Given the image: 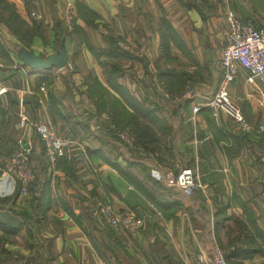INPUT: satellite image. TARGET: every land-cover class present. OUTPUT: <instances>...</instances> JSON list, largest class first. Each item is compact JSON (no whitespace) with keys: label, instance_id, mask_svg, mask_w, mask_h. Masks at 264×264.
I'll return each mask as SVG.
<instances>
[{"label":"crops","instance_id":"crops-1","mask_svg":"<svg viewBox=\"0 0 264 264\" xmlns=\"http://www.w3.org/2000/svg\"><path fill=\"white\" fill-rule=\"evenodd\" d=\"M192 1L195 6L187 0H73L76 28L85 33L88 46L107 47L112 37L135 58L97 59L79 41L62 39L69 62L77 69L83 63L86 70L71 74L73 103L65 101V85L55 75L66 67L52 73L22 65L15 49L18 40L0 4V85L6 90L0 95V264H204L196 254L212 243L232 254L234 264H264V130L246 133L222 110H191L219 86L226 11L264 27V0ZM3 3L29 27V8L43 13V21L36 23L43 40L54 42L63 0ZM84 11L97 15V29L85 23ZM61 41L46 54L58 53ZM33 42L27 49L44 56L42 42L37 37ZM112 62L127 70L116 82L137 101L145 98L160 106L163 92L171 94L170 101L189 100L178 117L168 115L165 122L171 128L166 136L170 151L179 152L180 162L188 161L197 172L201 187L190 195L150 175L160 154L169 153L162 151L161 138L154 143L161 149L154 148L156 156L136 147L139 155L145 154L140 160L129 159L115 146L112 113L122 117L128 108L107 83L105 68ZM178 76L184 86H194L191 97L183 95L184 86L179 90L175 85ZM95 85L100 88L96 93L91 90ZM227 93L248 123H264L257 79L248 82L246 72L238 69ZM78 94L85 95L89 108L85 120L78 111ZM22 110L34 121L50 123L73 144L66 162L46 166L43 198L32 200L29 191L7 202L17 181L3 171L1 160L20 134L14 124ZM82 197L97 198L118 212L131 211L143 225L134 233L114 230L80 205Z\"/></svg>","mask_w":264,"mask_h":264},{"label":"built area","instance_id":"built-area-1","mask_svg":"<svg viewBox=\"0 0 264 264\" xmlns=\"http://www.w3.org/2000/svg\"><path fill=\"white\" fill-rule=\"evenodd\" d=\"M72 9V1L67 0L63 7V13L69 26L72 23ZM28 15L35 22H41L44 18L43 13L34 8L28 12ZM225 19L227 34L220 57L222 77L219 86L208 100L192 106V114H196L202 107H208L214 113L217 110H222L239 125L242 131L246 133L262 131L264 130V123L256 126L248 123L228 95L227 86L235 79L238 69L244 70L248 82H253L256 79L259 81L264 106V27H256L251 18L240 17L230 9L226 11ZM40 90L43 91L42 88ZM5 91V88L0 85V95ZM193 91V87L187 86L183 95L191 97ZM14 126L20 130V135L16 140L15 150L3 162V171L12 175L20 184V191L25 193L28 192L29 187L34 182V172L29 164V158L33 150L31 133L34 132L41 138L45 148L46 162L49 166H53L59 157L70 158L68 151L70 139L58 136L48 122L33 121L25 110L19 113ZM119 137L129 141L124 133L120 134ZM174 171L165 168H153L150 170V175L158 181H163L168 187L178 186L185 192L201 187L197 172L193 167H183L178 173H176V170ZM262 184L264 186V176L262 177ZM94 203L95 208L97 207L98 216L115 230L135 232L143 224L142 218L134 213L120 216L104 203ZM90 205L94 206L93 203ZM196 259L204 264H229L224 251L217 243H212L207 251L198 252Z\"/></svg>","mask_w":264,"mask_h":264},{"label":"trees","instance_id":"trees-1","mask_svg":"<svg viewBox=\"0 0 264 264\" xmlns=\"http://www.w3.org/2000/svg\"><path fill=\"white\" fill-rule=\"evenodd\" d=\"M3 1L4 0H0V4H2L3 10H5L8 15L6 24L9 27V31L12 32L13 35L18 40V44H16L15 46L16 51L18 52L21 49H27V48L29 49L32 43L33 34L36 35L40 33L38 26H36L37 28L27 26L17 16V14L13 11V9L7 4L3 3ZM187 1L190 2L192 6H195L192 0H187ZM83 16L87 17L86 18L87 25L94 24L93 21L97 17V15L91 11H84ZM56 34L57 33L55 32V37ZM61 40L62 38L57 37L56 41L59 43ZM108 43L109 45L104 48H96V47L93 48L88 45L87 47L96 58L100 56L113 57L114 59H119L124 57L130 59L134 58L132 54L121 51V49L117 45L116 39L110 37ZM105 71L107 74L106 80L108 85L125 101L126 103L125 105L128 108V113L125 112V114L122 117H119V114L117 112L112 113V120H114L115 124H114V130H111L110 132V136L113 138V140H116L117 138V136L115 135V131H122V132L127 131L128 132L127 134L133 140L132 143L134 144V146L137 147L138 149L143 150L144 152L152 154L153 156H156L154 155L155 153L154 148L156 150L162 149V151L168 150L170 152V149L172 147L171 145L166 144V136L169 134L171 128L165 122L166 120L162 119L159 111L162 109V107L166 106V110H169L170 115L178 117V114H180L179 112L181 111L182 107L186 106V104H189V100L184 99L183 97L182 99L176 101H170L168 99L163 101V105L160 104V106H157L155 104H147L145 98H141L140 100L137 101L129 92L125 91V88L122 85L117 84L116 82L117 78L122 76V72L127 71L125 68H122L118 64V62H112L106 64ZM176 81L177 83L175 85L179 84L177 85V87L180 90L182 86H184L183 85L184 80L178 76L176 78ZM189 85H190L189 83H186L184 87L186 88ZM99 89L100 88L97 85H95L94 88H91L92 92L94 93L98 92ZM101 92L103 93V91ZM116 101L118 100L114 99V102ZM164 103H166V105H164ZM160 138L163 140V143L161 142L162 144L161 149L159 146H155L154 144L156 142H160L159 140ZM34 144L36 145V147L33 148L32 155L29 158V164H30V159L33 160V157H36L35 159L37 160V163L35 162V165L33 163L32 170L35 176V181L33 183L36 184V189L38 188V191L37 190H35L37 192L34 191L35 193H33L34 196L32 200L33 199L40 200L46 194L45 184L47 183H46L45 170H46V166H48V163L47 162L45 163L43 160L45 157V148L41 138L38 135L35 136ZM58 160L65 161L66 159L64 157H60L58 158ZM158 160L159 162H161L163 159L159 158ZM186 165L190 166L189 163H187ZM154 182L159 183L155 180ZM30 189L31 188H29L28 190ZM195 189L196 188L189 190V192H187L186 195H190ZM19 191H20V184L17 182V188L14 194H12V196L6 197L5 201L7 202L13 201L17 197ZM35 213L38 212L36 211ZM24 214L27 217H29L26 212H24ZM231 255L232 254L225 252V258L228 261V263L234 264L230 259Z\"/></svg>","mask_w":264,"mask_h":264},{"label":"rangeland","instance_id":"rangeland-1","mask_svg":"<svg viewBox=\"0 0 264 264\" xmlns=\"http://www.w3.org/2000/svg\"><path fill=\"white\" fill-rule=\"evenodd\" d=\"M67 0H63V3H62V6H61V9H60V16H59V18H60V20H58V29L55 31L57 34H56V37H55V32H54V37H55V39H53L54 40V42H48L49 40H47V42H45L44 40H43V31H42V27H41V24H37L34 20H32L31 18H29V20H30V24H32L31 25V27H36V26H38V28H39V30H40V33H38V34H33V38H32V43H31V45L30 46H33L34 45V42H33V40H34V38L35 37H37L38 38V40H40L41 42H42V46H41V50H40V53H41V55H44V56H46L47 54V52L48 51H54V49H56L55 48V45L56 44H54L55 42H56V40H57V37H60V38H62V39H64L65 41H67L69 44H71L72 42L70 41V40H72V41H79V43L83 46V47H87V39H86V35H85V33L84 32H81L79 29H77L76 28V19H77V14L75 13V9H74V3H73V0H71L72 1V5H73V9H72V23H71V25L69 26L68 25V23H66V20H65V15H64V13H63V7H64V4H65V2H66ZM197 1V0H196ZM33 9V7L31 6V8H29V11L30 10H32ZM96 19V18H95ZM33 21V22H32ZM86 23V22H85ZM93 23H94V21H93ZM88 26H90V27H94V28H98V23L96 24V23H94V24H91V25H88ZM37 28V27H36ZM73 36H75V37H73ZM57 43V42H56ZM51 45V46H50ZM36 48H37V46H36ZM102 56H100V57H98L97 59H99V58H101ZM103 60L104 59H102V63L100 62L99 64V66H101V68H102V70H100L101 72H103V68H104V66H105V64L103 63ZM70 60H68V63H67V65L65 66L66 67V69H64V71H63V69H62V72H60V73H57V74H55V75H58V76H60L59 77V80H60V83L61 84H64L65 85V89H64V93H63V97L66 99L65 101L67 102H69V103H73L72 102V95H71V88H73V87H75V85H74V83H73V80H72V77H71V74L73 73V72H77V70L79 71L80 69L82 70L81 72H86V70H85V66H84V64L82 63V66H80V65H78L79 67H78V69H77V67H74L70 62H69ZM73 62V61H72ZM64 67V68H65ZM54 69V68H53ZM53 69H51V72L53 73V72H55V70H53ZM80 72V71H79ZM105 72V71H104ZM186 74H188V72L186 73ZM81 76H83V78L85 77V79H86V74H83V75H81ZM84 80V79H83ZM83 82V81H82ZM81 84V83H80ZM190 85L189 86H191V88L192 87H194L193 85H191V83H189ZM194 85H195V83H194ZM183 87V86H182ZM166 88V87H165ZM194 89V88H193ZM78 95H80V97H81V94H78ZM84 96L85 95H83V97H81V98H79V101H78V103L80 104V106L78 107V111H81V113H82V118L85 120V116H86V110L87 109H89L88 107H87V104H86V101H85V98H84ZM168 99H171V94L170 93H161V97L159 96V101L161 102L160 104H162L163 105V101H165V100H168ZM164 105H166V103H164ZM25 112H27V111H25ZM94 112H95V110H94ZM28 114H29V112H27ZM96 113V112H95ZM30 115V114H29ZM168 115H170V113H169V110H166V106H164V107H162V109H161V113H160V116L162 117V118H164L165 120H166V117L168 116ZM31 117V116H30ZM33 119V121L35 120L34 118H32ZM18 120V119H17ZM17 122V121H16ZM15 122V123H16ZM39 122V121H38ZM46 122V121H45ZM50 124V123H49ZM15 125V124H14ZM51 125V124H50ZM52 126V125H51ZM53 127V126H52ZM54 128V127H53ZM19 130V129H18ZM55 130V129H54ZM20 131V130H19ZM56 131V130H55ZM57 133V132H56ZM122 133H124V136L125 137H127L128 139H129V141H127V140H125L124 138L123 139H121L120 137H119V135L120 134H122ZM128 132L127 131H125V132H122V131H115V135L117 136V138H118V140H117V138H116V140H113V141H115V146H117V148H122V150H123V153L124 152H126L127 154H129L128 155V158L129 159H134V160H140V157L141 156H145V154H143V155H139V151L136 149V147L134 146V144L132 143L133 142V140H132V138L127 134ZM19 133H18V135L15 137V144H16V140L18 139V137H19ZM37 134L36 133H34V132H32L31 133V135H30V137H31V140H34L35 139V136H36ZM57 135L58 136H60L58 133H57ZM61 137V136H60ZM61 138H64V137H61ZM70 141V146H69V152H70V150H71V147H72V144H73V140H69ZM14 144V146H13V149L9 152V154L7 155V156H5L2 160H1V162H2V165H3V162H4V160L15 150L14 148L16 147V145ZM33 151V150H32ZM122 153V154H123ZM178 154H179V152H176V151H173V152H169V153H167V152H165V156H163L162 154H160V158L161 159H163L161 162H158V166L156 167V168H165V169H168V170H172V171H174V170H176V173H178L179 172V170L181 169V168H183V167H186L187 165V162H183V164H182V162H180V157L178 156ZM63 157V156H62ZM36 157H33V160L32 159H30V166H31V168H32V165H33V163H34V165H35V162L37 163V160L35 159ZM60 158V157H59ZM64 158H66V159H69V158H67V157H65L64 156ZM145 161H147L148 162V159L146 158H143ZM45 160H46V158H45ZM57 160H58V158H57ZM56 160V161H57ZM32 161V162H31ZM56 161H55V163H56ZM55 163H54V165H55ZM53 165V166H54ZM48 166H49V164H48ZM50 167H52V166H50ZM180 168V169H179ZM33 169V168H32ZM153 169V168H152ZM177 169H178V171H177ZM175 172V171H174ZM12 176V175H11ZM34 181H35V176H34ZM35 187H36V184H32L29 188H31L30 190H28V192L30 191L31 192V194L32 193H35V192H37L38 191V189H37V191H35L34 192V190H35ZM28 192H25V193H22L21 191H19V193L20 194H24V195H27V193ZM94 202H101L102 203V201L101 200H98L97 198H89V197H82V200H81V204L80 205H82L83 207H86L88 210H91V211H93L94 212V216L97 218H99L100 220H101V222L102 223H104L105 225H107L106 224V222L102 219V218H100L99 216H98V213H97V207L95 208V203ZM91 203H93L94 204V206H92V205H90ZM103 204V203H102ZM105 205H107V206H109L111 209H112V211L115 213V214H117V215H120V216H123V215H125V214H127V213H133V212H131V211H125V212H118V211H116V210H114V208L110 205V204H107V203H105ZM143 225V224H142ZM107 226H109V225H107ZM110 227V226H109ZM140 229V228H139ZM139 229L137 230V231H139ZM115 230V229H114ZM122 231H124V232H127V231H125V230H122ZM137 231H135V232H137ZM128 233H134V232H128ZM210 246H212V244H210ZM208 258H209V256H208Z\"/></svg>","mask_w":264,"mask_h":264},{"label":"water","instance_id":"water-1","mask_svg":"<svg viewBox=\"0 0 264 264\" xmlns=\"http://www.w3.org/2000/svg\"><path fill=\"white\" fill-rule=\"evenodd\" d=\"M17 57L22 65L36 70H50L53 68L60 70L68 63L64 41H61L58 53L40 56L28 49H21L17 52Z\"/></svg>","mask_w":264,"mask_h":264}]
</instances>
